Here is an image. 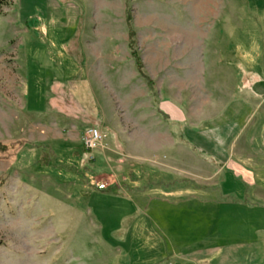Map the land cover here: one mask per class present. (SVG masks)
<instances>
[{
    "label": "rangeland",
    "instance_id": "obj_1",
    "mask_svg": "<svg viewBox=\"0 0 264 264\" xmlns=\"http://www.w3.org/2000/svg\"><path fill=\"white\" fill-rule=\"evenodd\" d=\"M186 1L195 7L196 0H173ZM160 3L124 0L122 37L116 0H109L103 12L115 19L108 30L86 25L88 41L80 39L87 20L81 0L0 5V143L7 146L0 153V264H195L198 249L210 247L203 250L210 255L214 245L251 238L250 226L264 234L261 194L229 205L213 184L214 165L223 175L238 160L232 169L264 187V7L223 4L232 16H222L218 48L233 63L203 79L197 71L151 70L158 41L147 30L149 8ZM127 11L150 85L130 52ZM172 23L173 46H195L191 25L179 31L184 23L175 16ZM98 35L101 47L124 49L133 64L103 73L87 61L84 71ZM70 56L76 66H58ZM166 94L199 133L176 134L180 126L159 113ZM90 126L104 136L93 149L82 140ZM171 140L189 149L171 150Z\"/></svg>",
    "mask_w": 264,
    "mask_h": 264
},
{
    "label": "crops",
    "instance_id": "obj_2",
    "mask_svg": "<svg viewBox=\"0 0 264 264\" xmlns=\"http://www.w3.org/2000/svg\"><path fill=\"white\" fill-rule=\"evenodd\" d=\"M99 1L101 3L96 4ZM158 1L162 2L160 3L162 5H157L154 9L155 11L152 7L149 8L150 19L147 27L151 39L153 41H158L151 47L149 62L150 65H152V71L166 73L197 71L204 79L206 72H213L223 65L232 66V59L222 58L221 51L218 48V42L220 40V26L221 19H223L222 16L225 18L232 16L230 9L224 7L223 4L228 3L229 7H231L230 4L235 0H196L195 7L191 5V8L189 1H186L184 4L174 3L173 0ZM241 2L244 3L249 12L252 11V8H259L260 6L262 8L264 7V1L241 0ZM81 3L83 6V16L87 20L84 19L85 21L83 23L85 28L83 27V35H81L80 39L81 41L82 39H86V41H88V35L85 34L86 25L89 26V31H92V27H94L95 24L98 25L96 30L100 26L102 29L103 24L107 26L108 30L111 23L110 19L113 20L115 17H111L109 14L105 15V12H103L106 11L105 7H107L109 0H81ZM116 3L118 6V16L116 19L121 21L120 29L122 37H124L126 32L124 25V0H116ZM93 6L99 10V13L97 14L99 16L97 18H93L94 12L90 10ZM75 9L77 10L76 6L74 7V10ZM173 16H175L177 20L184 23L183 26L177 25L176 28H178L179 31L190 30L189 25H191L192 32L195 31L192 38L197 41L195 46L193 44V47H190L188 42L184 43L182 49L173 46ZM190 17H193V19H190ZM255 17L258 19L257 16H254V18ZM94 19H96V21ZM71 21L72 23H77V19H71ZM136 28V33L138 34L140 27L137 25ZM95 32L98 33V31ZM183 35H187V33H183ZM99 38L101 37L98 35L97 39L100 44L97 48L90 50L88 55H91L92 58L86 59V66L83 65V67L85 66L83 68L84 71L87 72L89 70L87 61L88 63L90 62V66L92 68L100 70L103 73H107L110 70L120 72L123 70L126 62H130V66L133 64L131 59L128 58L129 61L126 60L127 57L124 56V49H106L101 47L103 40L105 39ZM105 38L109 39V34L108 36L106 35ZM185 45L188 47H185ZM83 52L84 55H87V51ZM69 62L72 63L73 66H76L71 56L69 59L66 58L63 61H58V66H64ZM137 75L139 76L138 78H140L138 73ZM165 86L167 88L170 87L169 84H166ZM179 103L180 102H178L176 98H171L166 94L161 97L159 113L162 117L169 119L170 123H176L180 126L178 133H176L178 136L182 137V135H187L186 132L189 133L190 129H195L194 132L199 133L200 131L197 127L189 126L188 116ZM165 132L166 135L168 134L170 137H174V132L169 127H166ZM183 141L184 142H181L180 146L177 147L175 146L176 144L174 141L171 140L170 146L175 148H172L171 150L179 151L181 153L182 151L189 149L188 143H186L185 140ZM220 143L221 142L217 143L218 151H221ZM237 162L238 160H235V162H233L235 163L234 166H228L230 169L227 168V170H224L223 175L220 171V166L214 165L215 167L217 166L218 175L214 179L215 183L213 184H217L220 191L224 192V197H227L230 202L229 205L235 206L239 204L243 207L248 203L247 201L252 202L254 199L252 198L253 195H250V191H254L256 194H261L263 199L262 201H264V187L259 186V184H263V182L260 179L255 180L252 176L243 177L241 172H235L232 168H236V166H238L239 162ZM242 164H244L246 168L249 167L246 163ZM238 182L239 185L237 186ZM255 185L259 187L256 188ZM255 190H259V192H255ZM249 228V231L254 232V235L251 238L226 242L221 245H214L211 248V252L213 254L206 255L203 251L205 249L209 250L210 247L198 249L196 252L197 258L195 259V264H264V234H259V231H261L262 228H259V230L256 228L252 230L251 226Z\"/></svg>",
    "mask_w": 264,
    "mask_h": 264
},
{
    "label": "built area",
    "instance_id": "obj_3",
    "mask_svg": "<svg viewBox=\"0 0 264 264\" xmlns=\"http://www.w3.org/2000/svg\"><path fill=\"white\" fill-rule=\"evenodd\" d=\"M103 133L100 129L94 126L87 127L83 132V144L87 149H93L103 140ZM97 188L102 190L105 188L104 183L97 184Z\"/></svg>",
    "mask_w": 264,
    "mask_h": 264
},
{
    "label": "trees",
    "instance_id": "obj_4",
    "mask_svg": "<svg viewBox=\"0 0 264 264\" xmlns=\"http://www.w3.org/2000/svg\"><path fill=\"white\" fill-rule=\"evenodd\" d=\"M2 4H6V0H0V5H2ZM126 19H127V24H128V27H129V30H128V33H129L128 45H129V48H130L131 55L134 58L135 66H136L137 70L139 71V73L144 76V78L147 81V84L150 85L151 84V81L149 80V78L146 75H144L142 73V68H141L142 67V64L140 63V60H139V58L137 56V52H136V50H135V48L133 46V44H134V40L132 38V36H133V30L130 27V18H129L128 11L126 13ZM6 148H7V146L5 144L0 143V153L3 152V151H5ZM40 159H41V154L38 156V160L39 161H40Z\"/></svg>",
    "mask_w": 264,
    "mask_h": 264
}]
</instances>
